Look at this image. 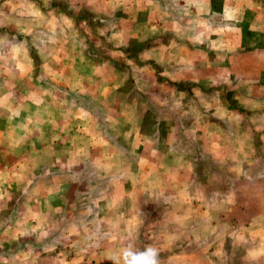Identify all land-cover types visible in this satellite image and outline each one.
<instances>
[{
  "label": "crops",
  "instance_id": "0c3cea01",
  "mask_svg": "<svg viewBox=\"0 0 264 264\" xmlns=\"http://www.w3.org/2000/svg\"><path fill=\"white\" fill-rule=\"evenodd\" d=\"M102 1L0 0V238L16 244L0 242V264H49L33 242L53 230L91 237L92 253L112 252L97 242L109 234L125 246L148 208L115 156L145 157L160 126L234 173L264 172V0ZM242 189L230 221L264 247V200Z\"/></svg>",
  "mask_w": 264,
  "mask_h": 264
},
{
  "label": "rangeland",
  "instance_id": "374dc122",
  "mask_svg": "<svg viewBox=\"0 0 264 264\" xmlns=\"http://www.w3.org/2000/svg\"><path fill=\"white\" fill-rule=\"evenodd\" d=\"M99 4H103V1L99 0ZM86 15H84L85 18ZM101 15L104 16L106 13ZM148 116L146 120L149 122L151 117L149 114ZM159 129L162 133H157L156 136H152V128L144 134L145 137H155L152 142H146V145L142 146L148 152L145 157L137 153L120 157L117 155L113 163V165L127 164L131 167V174L124 177L132 182V188L135 191H141L142 199L147 200L145 202L148 217L136 220L133 215L127 223L130 235L126 245H134L136 249H142L148 245L157 247L162 264H264V258H261L264 255V247L251 242L245 234H238L236 229L239 228V224H233L230 221L237 211L235 198L243 195V186L249 189L244 191H248L251 196L260 201L264 200V172H258L254 174L255 176L234 173L232 171V169L235 170L234 167H227V164L220 163L224 158L204 154L203 141L193 140L191 136L186 137L181 133L172 137L171 126L168 125L162 128L160 126ZM133 146L140 145L135 142ZM241 162L243 163L240 167L254 165L249 163L250 160ZM255 165L262 166L261 168L264 169V161L261 159ZM137 168L141 170L135 173ZM144 170L148 174L146 177L139 178L138 173L143 175ZM72 175L78 183L85 184L93 178L105 179L99 173L98 175L95 173ZM246 175L250 178L247 179ZM252 180L254 182H251ZM242 181L244 183H241ZM188 198L195 200L196 208L190 207L189 210V204H184ZM136 205L138 204H132L131 208L134 214H139V207ZM262 207L263 205L260 204L259 208ZM251 208L252 206H247L246 210L250 212ZM222 214L225 215L221 220ZM70 224L68 223L66 229H69ZM105 224H107L106 221ZM117 228L124 230L122 225ZM138 232L148 233L144 237L139 236ZM35 234L36 231L33 232V235ZM37 236L33 245L39 248H51V252L35 253L32 257L39 258L40 262L46 260L49 264H59V257L65 258L66 264H81V262L95 264L97 256L101 261L106 260L124 247L121 245L124 237L119 236L118 240L113 238L109 241L110 234L100 237L97 242L100 246H108L107 249H111L112 252L104 251L98 254L92 253L89 246L91 237L77 236L64 230L58 232L53 230V233ZM0 242L9 246L7 249L16 245L13 240L4 237L0 238ZM72 245L74 247L69 251ZM62 247H65V253ZM78 247L83 248L84 252H76ZM253 252L256 253V258L252 261L248 255H254ZM24 257L27 256L21 255V259Z\"/></svg>",
  "mask_w": 264,
  "mask_h": 264
},
{
  "label": "clouds",
  "instance_id": "9594fccd",
  "mask_svg": "<svg viewBox=\"0 0 264 264\" xmlns=\"http://www.w3.org/2000/svg\"><path fill=\"white\" fill-rule=\"evenodd\" d=\"M108 259L112 264H162L159 249L152 245L136 249L134 245L128 244Z\"/></svg>",
  "mask_w": 264,
  "mask_h": 264
}]
</instances>
